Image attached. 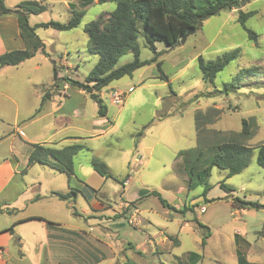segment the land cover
<instances>
[{
  "label": "rangeland",
  "instance_id": "rangeland-1",
  "mask_svg": "<svg viewBox=\"0 0 264 264\" xmlns=\"http://www.w3.org/2000/svg\"><path fill=\"white\" fill-rule=\"evenodd\" d=\"M242 1L244 3L239 6L242 11H254L244 26L257 33L256 41L248 38L246 30L237 21L235 9L205 18L197 30L181 41L184 34L170 49L164 42H156V50L161 53L157 61L168 81L160 78L161 72L153 62L137 69L132 76H123L104 87L102 100L112 128L95 139L83 140L87 148L74 157L75 168L80 167L83 176L85 169L91 166L90 160L106 163L116 178H107L105 182L111 200L117 199L122 192L120 180L129 176L128 193L143 192L139 198V216L150 222L144 232L152 236L161 230L171 241L177 239L171 253H157V247L146 245L143 231L127 225L126 229L134 236L132 242H142L139 248L144 255L138 258L144 264H184L189 252L201 255L197 264H237L236 230L242 233L239 241L242 238L251 244L252 252L257 250L254 255L250 251L245 253L248 260L264 264V208L238 209L232 205L233 197L264 205V168L256 161L258 146L264 142V0ZM80 2L45 0V10L31 14L30 22H66L71 17L70 3L76 9L84 10L79 25L73 29L36 28L46 52L57 61L56 67L62 73L68 72V77L83 81L97 61V55L88 51L84 25L99 14L112 12L116 0L93 1L84 7ZM137 43L140 59H150L154 53L144 44L142 34ZM236 48L239 55L216 74L213 82L202 79L199 55L204 60H211ZM132 58V53L127 51L120 56L117 66ZM48 63L49 69L52 64L50 60ZM31 67L27 66L22 75H32ZM41 67L37 75L47 82L52 81L53 71ZM241 68H252L253 72L243 76L234 91L222 92L224 83L237 75ZM115 90L125 93L121 104L111 101V93ZM76 101L71 97L67 107H72ZM85 104L87 117L96 113L98 106L91 98H87ZM212 107L220 111L217 120L208 126L213 130L210 138L217 141L234 136L241 129L242 118L255 117L258 129L244 141L252 147V152L247 166L239 173L227 176L225 169L213 166L204 183H198L195 178L193 185L189 186V175L177 154L197 146L195 111L206 112ZM134 157L139 158L141 164L133 161ZM34 167L29 171L31 178L37 174L45 178L50 172L48 168ZM221 183L232 191L224 190ZM206 185L210 186L205 195L207 201L202 196ZM151 191L158 192L169 205H163ZM78 199L72 208L69 207V213L70 217L82 222L77 215L82 214L80 208L85 205V200ZM204 204L207 210L202 213L199 207ZM185 206H193V211H183ZM194 217L209 227L208 237L205 229L195 224ZM202 238L206 242L203 247ZM172 253L180 256L181 261H173Z\"/></svg>",
  "mask_w": 264,
  "mask_h": 264
},
{
  "label": "crops",
  "instance_id": "crops-1",
  "mask_svg": "<svg viewBox=\"0 0 264 264\" xmlns=\"http://www.w3.org/2000/svg\"><path fill=\"white\" fill-rule=\"evenodd\" d=\"M20 1L4 0L11 9ZM15 14L0 13V54L25 48ZM28 21L34 25L30 15ZM48 60L52 64L49 69ZM56 62L45 50L37 51L18 65L0 68V208L3 209L0 210V264H144L138 258L144 255L139 248L142 242H132L133 233L126 229L128 217L140 212L139 198L143 193H128L129 176L121 183L122 192L117 199L111 200L105 188L107 178L99 175L92 165L85 169L83 176L74 162L75 176L69 181L64 172L48 165L28 164L34 144L61 148L75 141H90L112 128L107 109L103 117L97 115V110L87 117L85 103L90 98L87 92L64 79L55 86L53 79L47 82L37 75L41 66L53 71ZM60 65L63 66V62ZM27 66H32V75H22ZM65 75L68 77V72L58 70V77ZM100 95L102 97V92ZM71 97L77 101L69 108L66 104ZM133 161L141 164L137 157ZM34 166L48 168L50 172L45 178L38 174L31 178L29 171ZM108 178L116 180L114 176ZM70 190L75 192L72 201L60 199L53 193ZM79 197L86 201L80 208L82 214L77 215L82 222L69 213V207L72 208ZM131 201L136 205L128 207ZM201 207H204L202 213L206 212L205 204ZM149 224L142 219L138 226L130 224L129 227L143 231L146 245L157 247V253H171L177 239L171 241L161 230L150 236L144 232ZM234 235L239 241L242 233L236 230ZM241 240L235 242L237 261L238 252L249 261L245 253L252 252V246ZM189 253L184 264H191ZM172 260L180 262L181 258L172 253Z\"/></svg>",
  "mask_w": 264,
  "mask_h": 264
},
{
  "label": "trees",
  "instance_id": "trees-1",
  "mask_svg": "<svg viewBox=\"0 0 264 264\" xmlns=\"http://www.w3.org/2000/svg\"><path fill=\"white\" fill-rule=\"evenodd\" d=\"M94 0H81L82 7ZM103 3L111 0H95ZM241 0H116V7L112 12L99 14L84 25V32L87 34L88 51L97 55V61L84 77L83 81L74 80L70 77H58V68H53V83L58 86V81L64 79L71 86L84 90L90 98L97 104V115L103 117L106 115V107L103 104L100 95L101 90L108 86L112 81L120 79L123 76H132L139 68L156 62L161 74L160 78L168 81V76L160 69V62L157 61L160 51L156 50V42H164L168 49L172 48L179 39L191 29L197 30L202 21L221 11H231L236 9L238 12L237 21L246 30L250 40H257V33L244 26L248 17L254 14V11H242ZM45 0H22L15 9L20 35L24 40V49H15L0 54V68L3 66L18 65L21 62L31 58L37 51L45 52L43 40L36 34L38 27H51L57 30H70L77 27L84 14V10H78L73 3H70L71 17L66 22L48 21L30 25L28 17L31 14H39L45 10ZM5 5L4 0H0V13H11L13 10ZM143 36L144 44L153 51L150 59L141 60L140 48L137 43L139 35ZM127 51L133 55L131 61L117 66L120 56ZM239 55V49H233L223 53L215 59L204 60L201 55L198 56V65L201 70L202 79L213 82L216 74L228 63L233 61ZM252 68H241L237 75L224 83L222 92L229 93L239 87V81L243 76L252 74ZM46 95L43 96L45 99ZM219 109L212 107L203 112L196 110L194 114L197 146L192 149L181 150L177 154L181 158L184 170L187 172L189 186L197 178L198 183H204L210 175L211 168L217 166L227 171V176L239 173L248 164L252 147L246 145L244 141L249 139L258 129L255 117L241 119V129L234 133V136L226 137L224 140H213V130L208 126L213 124L218 117ZM163 115V114H162ZM166 115V114H164ZM141 132V131H140ZM235 137V138H234ZM87 146L83 141H75L61 148L47 144H34L28 157V164L40 163L51 168L64 172L69 181L74 178V156ZM257 163L264 168V142L258 146ZM93 169L101 176L108 178L113 176L105 162L98 159H92ZM125 179L120 180L123 183ZM196 183V182H195ZM221 187L226 191L232 189L221 183ZM210 189L206 185L202 192L205 201V195ZM60 199L72 201L75 192H53ZM158 197L163 205H169L166 200L161 198L156 191H151ZM135 201L128 202V207L135 206ZM232 205L238 209L264 208L263 204L243 200L239 197L232 198ZM0 210H3L0 208ZM193 211V206H185L183 211ZM193 221L199 228L206 231V236L210 234L208 226L202 224L194 217ZM205 236V237H206ZM205 244L202 238L201 245ZM238 264H254L238 252ZM200 255L197 252H190L189 259L191 264L199 260Z\"/></svg>",
  "mask_w": 264,
  "mask_h": 264
},
{
  "label": "built area",
  "instance_id": "built-area-1",
  "mask_svg": "<svg viewBox=\"0 0 264 264\" xmlns=\"http://www.w3.org/2000/svg\"><path fill=\"white\" fill-rule=\"evenodd\" d=\"M124 97H125V93L121 92V91H113L111 93V101L114 104H121L124 101ZM200 211L203 212L204 211V207L200 208ZM128 223L133 225V226H138L141 218L138 214V212H134L132 215H130L127 219Z\"/></svg>",
  "mask_w": 264,
  "mask_h": 264
},
{
  "label": "water",
  "instance_id": "water-1",
  "mask_svg": "<svg viewBox=\"0 0 264 264\" xmlns=\"http://www.w3.org/2000/svg\"><path fill=\"white\" fill-rule=\"evenodd\" d=\"M244 3V1H240V5H242ZM13 12L14 13H18L19 12V10L18 9H15V10H13ZM195 31V29H191V30H189V31H187V33L181 38V41H184L185 40V38L187 37V35L188 34H190V33H192V32H194Z\"/></svg>",
  "mask_w": 264,
  "mask_h": 264
}]
</instances>
